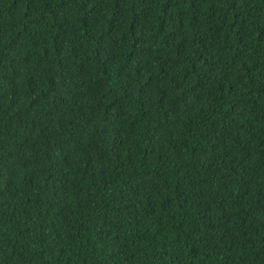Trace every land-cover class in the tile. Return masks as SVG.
Instances as JSON below:
<instances>
[{"label": "trees", "instance_id": "trees-1", "mask_svg": "<svg viewBox=\"0 0 264 264\" xmlns=\"http://www.w3.org/2000/svg\"><path fill=\"white\" fill-rule=\"evenodd\" d=\"M0 264H264V0H0Z\"/></svg>", "mask_w": 264, "mask_h": 264}]
</instances>
